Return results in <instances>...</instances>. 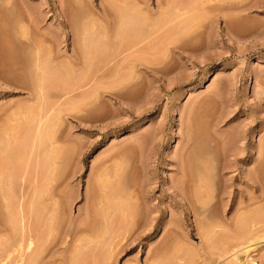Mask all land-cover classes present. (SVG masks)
<instances>
[{
	"label": "rangeland",
	"instance_id": "obj_1",
	"mask_svg": "<svg viewBox=\"0 0 264 264\" xmlns=\"http://www.w3.org/2000/svg\"><path fill=\"white\" fill-rule=\"evenodd\" d=\"M1 1L0 79L10 84L0 80V138L5 130L13 137L23 133L35 108L27 91L35 82L30 64L35 45L47 64L57 62L58 86L47 85L44 93L48 103L55 95L60 116L55 152L43 154L39 174L22 171L23 157L2 161L0 140V196L10 199L7 209L0 205V259L20 232L19 212L35 191L43 193L39 203L52 216L44 224L51 236L44 237L40 262H221L211 261L216 250L201 242L204 231L198 226L208 207L217 224L257 209L264 213V0H209L204 10L214 6L218 12L198 10L190 16L199 21L187 20L180 29L177 24L189 15L177 16L175 23L172 18L169 27L164 21L174 15L166 19L157 12L158 6L166 9L167 0H149L153 15L148 19L142 9L146 16L140 19L142 29L154 30L150 37L118 27L123 11L137 12L136 5L144 8L147 0H26L37 28ZM161 16L166 18L160 22ZM224 21L235 27L226 28ZM55 122L47 124V132ZM198 186L209 201L204 212L192 194ZM191 206L198 211L192 214ZM223 207L231 208L222 212ZM237 207L246 209L236 212ZM262 237L248 248H256L249 257L237 253V264H264ZM27 243L22 258L29 254ZM20 254L3 264H16Z\"/></svg>",
	"mask_w": 264,
	"mask_h": 264
},
{
	"label": "bare ground",
	"instance_id": "obj_2",
	"mask_svg": "<svg viewBox=\"0 0 264 264\" xmlns=\"http://www.w3.org/2000/svg\"><path fill=\"white\" fill-rule=\"evenodd\" d=\"M25 1L26 0H2L1 3L3 6L5 7H14L15 8H18L19 11L22 12V14L26 15L25 17H28V21H30V23L33 25V27H36L37 26V23L34 21V18H32V14L29 12L30 10L27 9L26 7V4H25ZM146 0H144L145 2ZM208 1L209 0H167V3L166 4V9L161 10V6H158L157 7V12L160 11L162 14L163 12H165V16L167 17L166 14H172L174 15V17L172 16L170 20H166L168 19V17H163L161 16L162 19H160V22L161 20H163L164 18H166L164 22H166L167 24L172 20L173 18V21L174 19H177V16L179 17V20L183 17H186V16H190L191 14H195L196 12L198 13V10H200L199 12L202 11H208L207 13H214V12H218V8L214 7V6H211V7H208V8H205L204 10V7H205V4L207 3L208 4ZM221 2V1H220ZM255 2V1H254ZM253 2V4H254ZM258 2V0H257ZM264 2V1H263ZM135 3V2H134ZM28 4V3H27ZM256 4V3H255ZM135 5V4H134ZM151 5V4H150ZM250 5V4H249ZM264 5V4H263ZM129 6V5H128ZM132 6V5H131ZM140 5H136L137 7V12H135L134 10V13L129 11L128 7H122L125 8L123 11L126 16L130 19L128 20L127 17L124 15H122V20H119L121 22V24H119L118 27L122 26L123 29L124 28V25L126 26V28L130 29H133L135 28V30L137 29V33L138 32H143L142 33V37H150L151 36V33L154 31L153 29H150V27L146 28L148 29L149 31H147L146 29H142L141 27L144 26L143 24L145 23V21H143L142 19H140L143 14L144 16L147 15V18L149 16L148 19H150L153 15V11L152 9H150L149 7V0H147V2L144 4V8H141L139 7ZM207 6V5H206ZM235 6V5H234ZM239 6V5H238ZM248 6V5H246ZM252 6V5H251ZM256 6V5H255ZM245 7V6H244ZM249 7V6H248ZM132 8H134V6H132ZM234 8V7H233ZM239 8V7H238ZM142 9H144L145 13H141L142 12ZM248 9V8H247ZM246 9V10H247ZM231 10V9H230ZM233 10V9H232ZM235 10V9H234ZM233 10V11H234ZM237 10H241V9H236L235 11ZM14 11V10H13ZM122 11V10H121ZM143 11V12H144ZM245 11V9H244ZM20 12V13H21ZM32 12V11H31ZM36 13V11H34ZM120 12V11H119ZM122 12V14H123ZM129 12H131V15L129 17ZM156 12V11H155ZM243 12V11H241ZM3 13V12H2ZM118 13V12H117ZM133 13V15H132ZM136 13H137V17H136ZM34 14V13H33ZM121 14V13H120ZM119 15V13H118ZM170 15L169 18H170ZM191 15V16H192ZM135 16V17H134ZM164 16V15H163ZM188 16V17H189ZM189 19L185 18V21L182 23L183 20L179 21V23L177 24L180 29V25H183L184 23L187 24V22L190 23L191 22H196V19L195 21H191V19H194L196 17H192ZM34 17V16H33ZM121 17V16H119ZM119 17L117 19H119ZM124 17L125 20H124ZM230 17V16H229ZM22 19V18H21ZM30 19V20H29ZM184 19V18H183ZM144 20H145V17H144ZM178 20V19H177ZM188 20V21H187ZM126 21V22H125ZM157 21V19H156ZM159 21V20H158ZM191 21V22H190ZM199 21V20H198ZM26 22V21H25ZM231 22V21H229ZM227 21H224V26H226V28H229V27H232L234 26V24H231ZM171 23H175L174 22H171ZM20 24V23H19ZM17 24V25H19ZM147 24V23H146ZM170 24V23H169ZM168 24V25H169ZM195 24V23H193ZM193 24H191L192 26H194ZM118 25V23H117ZM149 25V23H148ZM155 25V24H154ZM153 25V26H154ZM161 25V24H160ZM176 25V27H177ZM236 25V24H235ZM20 26H24V25H20ZM20 26H17V32L18 34L20 35V37H24L22 35V29ZM147 26V25H146ZM159 26V25H158ZM158 26H156L158 28ZM164 26H165V23H164ZM164 26L162 27V29H164ZM174 26V24H173ZM27 27V26H26ZM133 27V28H132ZM165 27H168V26H165ZM170 27V25H169ZM183 29V26H181ZM235 27V26H234ZM23 28V27H22ZM37 28V27H36ZM177 28V30H179ZM184 28H185V25H184ZM121 29V28H120ZM127 29V30H128ZM130 29V30H131ZM155 29V28H154ZM160 29V30H162ZM230 29V28H229ZM134 30V29H133ZM153 30V31H152ZM159 30V28H158ZM151 31V33H150ZM157 31V30H156ZM168 31V30H167ZM26 32V31H25ZM124 32V31H123ZM134 32V31H133ZM8 34V33H7ZM150 36H149V35ZM153 34V33H152ZM155 34V33H154ZM92 36V35H91ZM117 36V35H116ZM141 36H139L138 38H140ZM87 37V36H86ZM92 39V38H91ZM114 39V38H113ZM147 39V38H145ZM101 40V39H100ZM106 40V39H105ZM122 40V39H121ZM23 42V41H22ZM84 45V44H83ZM111 45V44H110ZM40 45H35V49L34 51H32L33 55L31 56L32 58V61H31V67H32V74L34 77L32 78H35V82L33 84V87L32 88H27L29 91V101L31 102L30 104L34 105V110L31 113V115L29 114L28 115V123L26 125V128H24L23 130V133L19 134L17 137H13L11 136V134H7L6 130H5V134L6 136L2 135L0 140H4L5 143H4V153L1 154V159L2 161L4 159H9V160H12L13 162V159H19L20 158H24V162L22 164L23 168H22V171L24 172H27L28 170H32L33 169V172L36 173L37 170H39V168H42L41 166L44 164H41V160L43 159L44 160V155L47 154V152L49 151H46L47 149L50 150V152H55V143H56V139L54 138V128L56 126V122L55 121H58V116H60L59 114V105L58 103L55 104L56 102L54 100H56L57 98H55V95L53 96L54 99H53V102L52 103H48V101L46 102L45 100V93H44V88L49 85L51 86L50 84H52L51 87L55 88V86H58L57 83H58V78H57V74H56V71L58 69H56V66L58 67V65H55V61L53 62H50L49 64L48 61L49 60H45V58L47 57H42L40 55V53L42 52L40 49L41 47H39ZM114 47V46H113ZM8 48V47H7ZM103 48V47H102ZM83 49V48H82ZM3 52V51H2ZM1 50H0V53H2ZM14 52V51H13ZM110 52V51H109ZM30 53V52H29ZM101 53V52H100ZM5 54V53H3ZM99 54V53H98ZM58 55V54H57ZM2 57V55H0ZM5 57V56H4ZM8 57V56H7ZM93 57V56H92ZM11 58V57H9ZM95 58V57H94ZM4 59H7L6 57ZM48 59V58H47ZM3 60V59H2ZM8 61V60H6ZM10 61V60H9ZM47 61V62H45ZM52 61V60H51ZM0 62H4V61H1ZM54 63V64H53ZM71 63V62H70ZM84 63V62H83ZM85 64V63H84ZM121 64V63H120ZM2 65V64H1ZM15 65V64H14ZM52 65V67H51ZM87 65V64H86ZM11 66V65H10ZM10 66L8 65V67L10 68ZM1 67V66H0ZM7 67V66H5ZM4 68V67H1L0 70ZM12 68V67H11ZM55 68V72L53 69ZM15 70V69H14ZM5 71H6V68H5ZM9 71V70H8ZM12 71V69H11ZM4 72V71H3ZM13 72V71H12ZM11 72V73H12ZM62 72V71H61ZM2 72H0V76H1ZM3 74H6L5 72ZM95 74V73H94ZM3 76V75H2ZM8 77V76H7ZM12 77V76H11ZM10 77V78H11ZM17 77V76H16ZM0 80H2V82H5L6 84H10L7 79L5 77H2ZM13 80V79H11ZM15 80V78H14ZM12 82V81H11ZM15 82V81H14ZM92 82V81H91ZM119 83V82H118ZM101 84V83H100ZM29 86V85H28ZM27 86V87H28ZM48 86V88H49ZM50 87V88H51ZM107 87V86H106ZM26 88V87H25ZM57 88V87H56ZM24 89V88H23ZM95 89V88H94ZM54 90L51 88V91ZM50 91V90H49ZM55 91V90H54ZM52 94V93H51ZM90 94V93H88ZM91 95V94H90ZM95 96V95H94ZM48 98V97H46ZM26 101V100H25ZM58 101V100H57ZM89 101V100H88ZM55 102V103H54ZM29 104V105H30ZM28 105V106H29ZM264 105V104H263ZM18 109V108H17ZM30 108H28L27 110H29ZM26 110V109H25ZM19 111V110H18ZM18 115V114H17ZM21 115V114H20ZM10 116V115H9ZM26 117V116H24ZM22 118H23V114H22ZM51 122H55V123H52L53 126H50L49 129H50V132H47V124L48 123H51ZM59 122V121H58ZM53 127V128H52ZM21 128V127H20ZM52 128V130H51ZM13 130V129H12ZM16 130V129H15ZM17 131V130H16ZM18 132V131H17ZM13 133V131H12ZM231 133V132H230ZM8 137V138H6ZM10 139L13 141V144L12 145H9L8 141H10ZM218 139V138H217ZM3 141V142H4ZM58 142V141H57ZM20 145L23 146V148L25 149V155L23 156L24 153H21V149H20ZM217 149V148H216ZM241 150V149H239ZM57 151V149H56ZM60 151V150H59ZM242 151V150H241ZM258 151V150H257ZM44 154V155H43ZM6 155V156H5ZM47 156V155H46ZM53 157V156H52ZM47 158V157H46ZM51 158V157H50ZM46 161V159H45ZM51 161V160H50ZM49 161V162H50ZM4 163V162H3ZM5 164V163H4ZM3 165V164H2ZM1 165V166H2ZM21 166V167H22ZM44 166V165H43ZM49 166V165H48ZM5 167V166H4ZM1 168V167H0ZM10 169V168H9ZM198 170V169H197ZM41 171V170H40ZM39 171V172H40ZM180 173V172H179ZM2 174V173H1ZM0 174V180H2V176ZM37 174L38 171H37ZM35 174L36 176V179L38 177V175ZM42 174V173H41ZM24 175V174H23ZM22 175V176H23ZM182 175V174H181ZM35 177H34V181H35ZM4 178V177H3ZM8 178V177H7ZM197 181L199 184H201L202 180L200 181V178L197 177ZM201 182V183H200ZM2 183V182H1ZM54 183V182H53ZM218 184V183H217ZM8 185V184H7ZM140 187V186H139ZM203 189V188H202ZM201 187H197L196 191L194 190V196L193 198H195L197 201V203L200 205L199 206V210H203L204 211H207L205 210L206 207H208L207 205V201H208V198L206 197V191H203L205 189L202 190ZM177 191V187L175 189ZM174 190V192H176ZM139 191V190H138ZM178 192V191H177ZM176 192V193H177ZM217 192V191H216ZM46 193V192H45ZM44 193V195H45ZM50 193V192H49ZM141 193V192H140ZM33 196L26 199L27 202L26 204L24 203V205H22V209H23V212H19L20 214H22V220L24 221H20L21 223H24V224H19L21 227L20 228H16V229H19V233L17 234H20V235H15L16 237H18L17 239L15 238L14 236V240H10L11 244H9V241H8V245L5 246L6 248L3 249L4 250V255L3 257L0 259V264H3L4 261L8 260L9 261V258L10 257H15L16 254H20V252L24 249L23 245L24 244V241H26L27 239V245H26V252H28L29 254L25 257V258H22V255H18L17 256V261H16V264H20V263H23V264H46L45 262H40L38 261L43 249H44V244L45 243V239L44 237H48L47 235H50L49 233L51 232V230L47 227V228H44L45 225L44 224H47V223H50L51 221V217L48 216L50 215V211H47L46 210L44 211V208L42 206V204L39 203V200H41V196H43V193L41 195L37 194L35 191H34V194L31 193ZM99 194V193H98ZM107 194V193H106ZM175 194V193H174ZM179 194V192H178ZM178 194H175V195H178ZM213 194V193H212ZM48 195V194H47ZM52 195V197H51ZM50 196V200L52 201L51 198H53L56 194H52L51 193ZM138 195H140L138 193ZM180 195V194H179ZM49 196L47 199H49ZM218 196V195H217ZM112 197V196H111ZM178 197V196H177ZM43 198V197H42ZM137 198H139V196H137ZM209 198L211 199V197L209 196ZM214 198H215V194H214ZM46 199V198H45ZM113 199V198H112ZM10 200V199H9ZM9 200L6 196L2 195L0 196V205L5 209L8 208V205L10 204L9 203ZM127 200V199H126ZM42 201V200H41ZM54 201V199H53ZM209 202V201H208ZM12 203V201H11ZM55 203V202H54ZM100 203V201H99ZM98 203V204H99ZM103 203V202H102ZM8 204V205H7ZM37 204V205H36ZM119 205V204H118ZM207 205V206H206ZM13 206V205H12ZM55 206V205H54ZM106 206V205H105ZM113 206V205H112ZM111 206V207H112ZM215 206V205H214ZM220 206V205H219ZM52 207V206H51ZM56 207V206H55ZM108 207V206H107ZM109 207H110V204H109ZM110 207V208H111ZM118 207V206H117ZM192 207V206H191ZM210 207V206H209ZM209 207H208V211L210 213H213L211 210H209ZM15 208V206H14ZM119 208V207H118ZM229 208L231 207H228V211H229ZM115 209V207L113 208ZM121 209V208H119ZM189 209V207L187 208ZM186 209V210H187ZM198 211V208H195V207H192V210H191V213L192 211L196 210ZM243 209H246L245 207ZM243 209H241V207H237L235 210L236 212H239V211H242ZM53 210V209H52ZM110 210V209H109ZM122 210V209H121ZM119 210V212L121 211ZM258 210V209H257ZM255 210V212H250V214L248 215V212L244 215L242 214V216L240 215H235L236 217H233L234 220H230L229 222H225V220L221 221V224H217V223H212V221H210V217H209V212H207L204 216V219L202 220V222H200L199 224V231L202 229L204 232L202 234V236H200L202 239H201V242H202V246L204 247V249H215L216 250V254H214V257L215 259L211 258V261H218V260H222L221 262H217V264H237V253L238 252H241L243 251L242 254H244L245 258L249 257V254L251 252H253V250H255L256 248H253V249H248L252 246V244H256L257 242L259 243V240H261V238H259V235L262 237L264 236V213L263 214H260V211H257ZM10 211V210H9ZM22 211V210H21ZM190 211V210H189ZM188 211V213H189ZM226 211L225 207L222 208V212H228ZM232 211V210H231ZM116 212V211H114ZM126 212V211H125ZM246 212V211H245ZM263 212V211H262ZM17 213V212H16ZM48 213V214H47ZM189 213V214H191ZM53 214V213H52ZM117 214V213H116ZM193 214V213H192ZM213 216V214H212ZM240 216V217H239ZM91 217V216H90ZM130 217V216H129ZM199 217V216H198ZM105 218V216H104ZM110 218V217H109ZM216 218V217H215ZM20 219V220H21ZM222 219V218H221ZM13 220V219H12ZM53 220V219H52ZM95 220V219H94ZM11 222V221H10ZM8 222V223H10ZM16 222V221H14ZM19 222V221H18ZM55 223V222H54ZM51 224V223H50ZM119 224V221L117 223V226ZM12 225V223H11ZM16 225V223H15ZM48 225V224H47ZM114 225V224H113ZM17 227V226H16ZM13 228V227H12ZM201 228V229H200ZM116 230V229H115ZM118 230V229H117ZM14 231V230H13ZM17 231V230H16ZM113 231V230H112ZM198 231V232H199ZM12 232V231H11ZM15 233V232H14ZM70 233V232H68ZM201 233V232H200ZM66 234V233H65ZM64 234V235H65ZM72 234V233H71ZM70 234V235H71ZM14 234H12L13 236ZM69 235V236H70ZM96 235V234H95ZM121 235V234H120ZM200 235V234H199ZM51 236V235H50ZM13 238V237H12ZM264 239V237H262ZM110 239V238H109ZM259 239V240H258ZM35 240V242H34ZM244 240V241H243ZM26 243V242H25ZM88 244V243H87ZM201 246V247H202ZM36 247V248H35ZM35 248V249H34ZM98 248V247H97ZM2 249V248H1ZM7 249V250H6ZM202 249V250H204ZM99 250V249H98ZM87 252V251H86ZM176 252V251H175ZM178 252V251H177ZM23 254V253H22ZM25 255V254H24ZM43 255V254H42ZM108 256V255H107ZM174 257V256H173ZM99 258V257H98ZM69 259V258H68ZM164 259V258H163ZM197 259V258H196ZM208 259V258H207ZM210 259V258H209ZM93 260V259H92ZM166 260V259H165ZM250 260V259H249ZM57 261V260H56ZM178 261V260H177ZM191 261V260H190ZM189 261V264H195L193 263L192 261L190 262ZM210 261V260H209ZM47 262V261H46ZM168 262V261H167ZM175 262V261H174ZM183 262V261H182ZM181 262V263H182ZM248 262V261H247ZM73 263V261H72ZM209 263V262H208ZM213 264V263H212ZM249 264V263H248Z\"/></svg>",
	"mask_w": 264,
	"mask_h": 264
}]
</instances>
